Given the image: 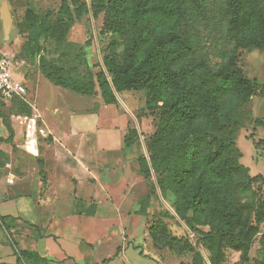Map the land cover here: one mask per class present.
<instances>
[{
  "label": "trees",
  "instance_id": "trees-1",
  "mask_svg": "<svg viewBox=\"0 0 264 264\" xmlns=\"http://www.w3.org/2000/svg\"><path fill=\"white\" fill-rule=\"evenodd\" d=\"M201 2L107 0V15L99 33L123 36L124 51L120 55L115 42L108 45L97 83L108 105L118 103L115 91L144 93L146 107L155 113L158 125L148 145L151 164L147 156L138 157L141 173L150 176L154 172L164 200L168 190L174 192L176 201L170 207L200 235L202 249L188 238L169 234L163 221L158 224L159 231L150 225L153 243L164 241L170 247L189 248L191 263L179 264H222L226 246L240 251L245 263L264 222V206L255 208L249 200L238 204L235 198L234 179L248 169L239 161L242 153L235 137L241 123L231 105L245 104L257 93L264 98V83L245 77L238 64L240 49H264V0H224L233 46L214 70L196 61L192 37L179 33L184 9L198 7ZM98 13L94 11V16ZM17 25L20 32L31 34L38 26L37 18L27 16ZM68 76L65 69L57 67L48 74L50 80L64 87ZM70 89L91 93L94 87ZM125 140L132 142L129 132ZM160 172H167L170 181L159 177ZM262 178L257 174L250 181ZM155 191L153 186L151 193ZM204 211L207 219L200 222L199 215ZM199 224H207L210 229L200 230ZM17 253L28 259L39 257L29 251Z\"/></svg>",
  "mask_w": 264,
  "mask_h": 264
},
{
  "label": "crops",
  "instance_id": "crops-1",
  "mask_svg": "<svg viewBox=\"0 0 264 264\" xmlns=\"http://www.w3.org/2000/svg\"><path fill=\"white\" fill-rule=\"evenodd\" d=\"M17 4L22 0H0V48L11 56L23 34L14 24ZM16 62L15 77L30 85L16 72L24 60ZM64 102L40 125L37 155L12 157L0 168V264H163L149 237V189L137 144L125 140L127 120L104 115L112 104L86 115ZM9 116L0 117V137L11 132L13 145L0 142V151L16 155L29 116Z\"/></svg>",
  "mask_w": 264,
  "mask_h": 264
},
{
  "label": "rangeland",
  "instance_id": "rangeland-1",
  "mask_svg": "<svg viewBox=\"0 0 264 264\" xmlns=\"http://www.w3.org/2000/svg\"><path fill=\"white\" fill-rule=\"evenodd\" d=\"M224 7V0H202L198 7L185 8L179 30L180 34L184 36L189 34L192 37V49L196 61L205 62L212 70L226 60L233 46L227 30L228 17ZM96 10L99 12L97 17L94 16ZM107 10V0H22V4H17L14 10L15 26L18 27L17 24L27 16L37 18L38 24L31 34L22 32V35H18L17 39L13 40L14 59L25 62L16 72L18 77H25L30 81V85L23 80L27 88V103L19 101L7 103L0 99V117L9 118L10 114L25 113L29 117H35L37 127L40 128L42 122L49 119L52 107L62 105L63 101L78 106V111L83 114L96 113V109L103 106L97 77L100 65L103 66V56L107 47L115 42L118 53L123 55L124 51L123 36L99 33ZM238 64L245 77L264 83V49H240ZM55 67L65 69L69 73L65 87L55 84L48 77ZM91 84L94 87L91 93H79L70 89L84 86L85 90V87ZM118 97L120 99L118 103L106 109L104 115L114 120L118 119L119 122L126 119L130 140L136 142L140 156H146L151 137L157 130L156 115L147 109L143 92L124 91L118 94ZM231 107L241 123L235 137V145L243 154L239 161L248 169L247 173L234 179L235 198L238 204L249 200L254 203L255 208L260 204L264 206V98L257 93L247 103L232 104ZM22 125L24 135L22 134L17 142L23 143L24 147L16 155L1 150L0 168L7 166L8 160L12 157L27 158L37 155L27 150L25 123L23 122ZM36 136L39 148L43 136L40 131ZM12 141L11 132L0 137V142L6 147ZM257 174H261L263 178L258 182H251L250 178ZM145 176L149 194L143 203L152 210L151 226L159 231L158 224L163 221L169 234L188 238L199 250L202 249L200 235L190 230L169 208L176 201L174 192L168 190L164 200L158 190L154 172L151 171L150 176ZM158 176L168 181L171 179L167 172H160ZM153 186L156 191L151 193ZM207 214V211L200 214L199 221L206 220ZM197 227L203 231L210 229L207 224H199ZM151 242L163 264L192 261L193 254L189 248L170 247L164 241L155 244L152 240ZM18 263L23 264L22 261ZM222 264H264V222L254 237L249 262L244 263L241 260L240 251L226 246L225 260Z\"/></svg>",
  "mask_w": 264,
  "mask_h": 264
},
{
  "label": "built area",
  "instance_id": "built-area-1",
  "mask_svg": "<svg viewBox=\"0 0 264 264\" xmlns=\"http://www.w3.org/2000/svg\"><path fill=\"white\" fill-rule=\"evenodd\" d=\"M16 64L14 57L0 48V97L4 101H11L14 98L27 101V88L14 75ZM23 122L25 123V144L27 150H29V144L32 140L34 141V146L37 147L36 133L38 131L43 133V130L37 127L35 117H25Z\"/></svg>",
  "mask_w": 264,
  "mask_h": 264
},
{
  "label": "bare ground",
  "instance_id": "bare-ground-1",
  "mask_svg": "<svg viewBox=\"0 0 264 264\" xmlns=\"http://www.w3.org/2000/svg\"><path fill=\"white\" fill-rule=\"evenodd\" d=\"M125 107V106H124ZM134 117V116H133ZM136 119V118H135ZM29 150L31 151V152H33V153H37V150H36V148H35V146H34V141L32 140V142L29 144ZM166 202V201H165Z\"/></svg>",
  "mask_w": 264,
  "mask_h": 264
},
{
  "label": "water",
  "instance_id": "water-1",
  "mask_svg": "<svg viewBox=\"0 0 264 264\" xmlns=\"http://www.w3.org/2000/svg\"><path fill=\"white\" fill-rule=\"evenodd\" d=\"M115 94L117 95L118 100H120L116 91H115ZM146 156H147V158H148V160H149V155H148V153L146 154ZM149 164H151V163H150V160H149ZM155 180H156V178H155ZM157 187H158V185H157ZM158 190H159V192H160L159 187H158ZM160 194H161V192H160ZM161 196H162V195H161ZM162 198H163V197H162ZM169 208L174 212V210H173L170 206H169ZM174 213H175V212H174ZM175 214H176V213H175ZM203 254H204V256L206 257V254H205L204 251H203Z\"/></svg>",
  "mask_w": 264,
  "mask_h": 264
}]
</instances>
